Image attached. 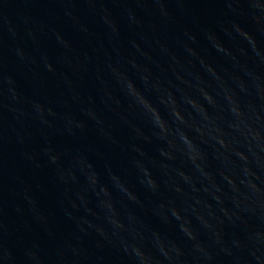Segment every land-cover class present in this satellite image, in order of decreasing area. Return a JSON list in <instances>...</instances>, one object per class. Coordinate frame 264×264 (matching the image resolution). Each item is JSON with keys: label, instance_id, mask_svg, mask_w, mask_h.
I'll list each match as a JSON object with an SVG mask.
<instances>
[{"label": "water", "instance_id": "obj_1", "mask_svg": "<svg viewBox=\"0 0 264 264\" xmlns=\"http://www.w3.org/2000/svg\"><path fill=\"white\" fill-rule=\"evenodd\" d=\"M0 264H264V0H0Z\"/></svg>", "mask_w": 264, "mask_h": 264}]
</instances>
